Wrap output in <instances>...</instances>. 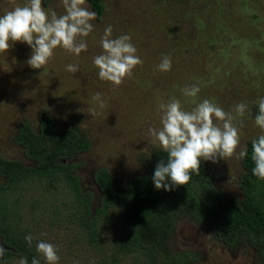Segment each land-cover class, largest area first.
<instances>
[{
    "label": "rangeland",
    "instance_id": "rangeland-1",
    "mask_svg": "<svg viewBox=\"0 0 264 264\" xmlns=\"http://www.w3.org/2000/svg\"><path fill=\"white\" fill-rule=\"evenodd\" d=\"M27 2L0 0V15ZM103 4L102 16L91 22L93 31L83 38L87 50L78 56L57 47L42 69H33L26 63L31 55L26 43L10 41L7 52L0 53V156L22 159L19 147L10 140L12 131L21 122L36 128L40 114L61 128L76 126L89 147L62 163L76 165L72 173L82 191L92 195V208L100 195L92 181L97 169H106L122 184L144 173L150 149L160 148L148 129L161 127V104L175 98L184 110H191L207 99L231 113L239 130L240 145L233 156L204 160L216 175L214 185L234 196L241 172L238 153L264 134L254 119L257 101L264 97V0H103ZM83 6L91 11L87 2ZM42 7L64 14L62 0H42ZM109 25L113 38L130 37L142 60L119 86L101 80L92 63L102 52L100 38ZM163 56L171 60L166 72L157 69ZM69 64L77 65L78 71H66ZM193 85L200 89L197 95L184 96L181 90ZM95 93L106 102L104 108L92 100ZM240 102L248 109L242 117L235 112ZM99 223L105 245L124 235L126 225L112 210ZM39 225L32 228L37 232L32 234V250L40 264H47L36 251L40 240L55 246L57 264L94 260L93 251L77 246L64 222L56 221L51 227L41 220ZM162 250L191 252V264H264V242L258 249L245 244L228 249L210 228L179 212ZM19 260L11 255L8 264ZM123 264L136 263L129 259Z\"/></svg>",
    "mask_w": 264,
    "mask_h": 264
},
{
    "label": "trees",
    "instance_id": "trees-1",
    "mask_svg": "<svg viewBox=\"0 0 264 264\" xmlns=\"http://www.w3.org/2000/svg\"><path fill=\"white\" fill-rule=\"evenodd\" d=\"M85 1L100 18L103 0ZM20 124L14 132L15 143L33 163L26 167L0 158V246L6 249L0 264H8L11 255L26 258L27 264H32L36 257L25 236L37 234L32 228L40 227L41 220L48 221L51 227L56 221L64 222L77 246L93 251L94 260L80 264H123L129 259L136 264H191V252L166 254L162 250L177 212L210 228L211 234L228 249L238 244L258 249L264 242V180L252 174V141L246 144L248 154L240 159L234 196L214 185L216 175L204 160L199 174L190 173L187 184L171 191L157 190L152 176L156 164L166 161L167 153L155 148L144 163V173L124 184L106 169H97L92 181L100 195L97 205L91 208L92 195L82 191L72 173L76 165L61 163L89 147L78 128H60L46 114L39 115L35 131L28 123ZM24 205L27 207L22 210ZM110 210L126 227L120 240L105 245L98 226L100 218Z\"/></svg>",
    "mask_w": 264,
    "mask_h": 264
},
{
    "label": "clouds",
    "instance_id": "clouds-1",
    "mask_svg": "<svg viewBox=\"0 0 264 264\" xmlns=\"http://www.w3.org/2000/svg\"><path fill=\"white\" fill-rule=\"evenodd\" d=\"M14 2V0H13ZM64 14L46 11L42 0H28L23 6L15 5L11 10L0 15V53L7 52L9 42H23L31 48V55L26 63L33 69H42L57 47L80 55L87 50V37L94 28L91 23L96 13L84 7L85 0H62ZM102 52L93 57L92 63L98 69L101 80L119 86L132 69L141 64L136 55V48L128 35L112 37V27L107 26L100 38ZM159 71H169L171 60L163 56L157 65ZM66 71L75 73L77 65L69 64ZM187 97H195L200 91L198 86L181 90ZM92 100L104 108L106 102L100 93H95ZM258 113L255 124L264 133V97L257 101ZM247 109L244 102L235 105V112L243 116ZM95 113V109H91ZM161 127H150L148 135L154 144L167 153V159L160 160L155 166L152 181L157 190L171 191L177 186L187 184L190 173L199 174L201 160L216 161L217 157H231L240 145L239 130L233 124L234 117L222 108L205 99L191 110H184L178 99L172 98L167 104L160 105ZM251 160L254 163L252 174L264 180V134L253 139L251 143ZM247 148L242 147L238 153L240 159L247 155ZM33 237L25 236L29 246ZM6 249L0 246V257ZM36 251L44 257L47 264H57L59 257L55 246L40 240ZM18 264H27L21 258ZM32 264H40L33 258ZM78 264V262H76Z\"/></svg>",
    "mask_w": 264,
    "mask_h": 264
},
{
    "label": "flooded vegetation",
    "instance_id": "flooded-vegetation-1",
    "mask_svg": "<svg viewBox=\"0 0 264 264\" xmlns=\"http://www.w3.org/2000/svg\"><path fill=\"white\" fill-rule=\"evenodd\" d=\"M86 2V1H85ZM48 116V115H47ZM21 123H23V122H21ZM25 123H27V122H25ZM21 124L19 123L14 129H13V131H12V135H11V138H10V140H12V143L14 144V145H17V148L18 149H20V151H21V156H22V159L21 160H15V159H9V158H5V157H3V156H0V158H2V159H6V160H15V161H17V162H19V163H21V164H23L24 166H29V164L31 165L33 162L31 161V159H29V158H27L25 155H24V153H23V151H22V147L21 146H19V144H16L15 143V133H16V131L15 130H17V127H19ZM30 125V127L35 131L36 129H37V126H38V121H37V126H36V128H33L32 126H31V124H29ZM61 128V127H60ZM63 128V127H62ZM15 132V133H14ZM158 149H160V148H158ZM153 149H150V152L152 151ZM149 157H150V154H149ZM62 163V162H61ZM93 175V174H92ZM81 187V186H80Z\"/></svg>",
    "mask_w": 264,
    "mask_h": 264
}]
</instances>
